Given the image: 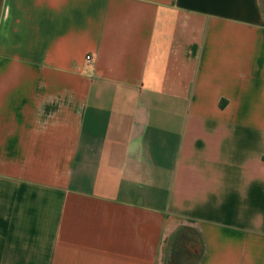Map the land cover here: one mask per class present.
Returning <instances> with one entry per match:
<instances>
[{"label": "crops", "instance_id": "0c3cea01", "mask_svg": "<svg viewBox=\"0 0 264 264\" xmlns=\"http://www.w3.org/2000/svg\"><path fill=\"white\" fill-rule=\"evenodd\" d=\"M0 264H264V0H0Z\"/></svg>", "mask_w": 264, "mask_h": 264}, {"label": "built area", "instance_id": "2783aa9c", "mask_svg": "<svg viewBox=\"0 0 264 264\" xmlns=\"http://www.w3.org/2000/svg\"><path fill=\"white\" fill-rule=\"evenodd\" d=\"M87 60L90 61V60H91V56H88V57H87Z\"/></svg>", "mask_w": 264, "mask_h": 264}]
</instances>
